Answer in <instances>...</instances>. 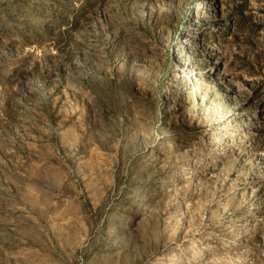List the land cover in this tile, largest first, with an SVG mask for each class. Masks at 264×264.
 <instances>
[{
    "label": "rangeland",
    "instance_id": "obj_1",
    "mask_svg": "<svg viewBox=\"0 0 264 264\" xmlns=\"http://www.w3.org/2000/svg\"><path fill=\"white\" fill-rule=\"evenodd\" d=\"M0 264H264V0H0Z\"/></svg>",
    "mask_w": 264,
    "mask_h": 264
},
{
    "label": "bare ground",
    "instance_id": "obj_2",
    "mask_svg": "<svg viewBox=\"0 0 264 264\" xmlns=\"http://www.w3.org/2000/svg\"><path fill=\"white\" fill-rule=\"evenodd\" d=\"M192 36V35H191Z\"/></svg>",
    "mask_w": 264,
    "mask_h": 264
}]
</instances>
